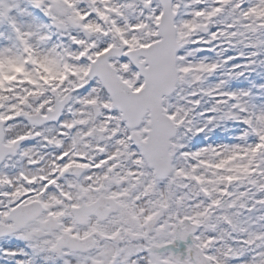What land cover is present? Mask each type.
Masks as SVG:
<instances>
[{
	"label": "snow or ice",
	"instance_id": "6c2138e0",
	"mask_svg": "<svg viewBox=\"0 0 264 264\" xmlns=\"http://www.w3.org/2000/svg\"><path fill=\"white\" fill-rule=\"evenodd\" d=\"M0 264H264V0H0Z\"/></svg>",
	"mask_w": 264,
	"mask_h": 264
}]
</instances>
